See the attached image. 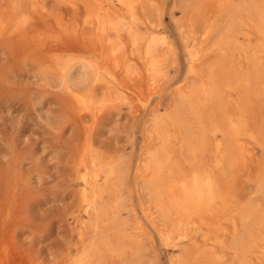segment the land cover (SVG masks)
Here are the masks:
<instances>
[{
  "label": "rangeland",
  "instance_id": "obj_1",
  "mask_svg": "<svg viewBox=\"0 0 264 264\" xmlns=\"http://www.w3.org/2000/svg\"><path fill=\"white\" fill-rule=\"evenodd\" d=\"M124 1L0 0V264H264V0Z\"/></svg>",
  "mask_w": 264,
  "mask_h": 264
},
{
  "label": "bare ground",
  "instance_id": "obj_2",
  "mask_svg": "<svg viewBox=\"0 0 264 264\" xmlns=\"http://www.w3.org/2000/svg\"><path fill=\"white\" fill-rule=\"evenodd\" d=\"M99 2V1H98ZM241 2H243V1H241ZM100 3V2H99ZM99 3H97V4H99ZM102 3V2H101ZM119 6H121L122 8H120L119 9ZM124 6H125V1L124 0H105V3L104 4H101L100 6H98V10H99V14H100V16L101 17H99V18H104V19H107V20H110V22H112V27H113V25L115 26V28L116 29H118V30H120L121 28H125V25H126V23L124 22V21H122L121 19V17H122V14H121V12H122V10H123V8H124ZM238 9V8H237ZM137 10H138V8H137ZM256 10H258V9H256ZM256 10H254V11H256ZM259 11V10H258ZM255 14V13H254ZM86 16H88V15H86ZM130 16V15H129ZM99 20V19H98ZM100 21V20H99ZM103 21V20H102ZM91 23H93L92 21H90ZM254 22V21H253ZM106 24V23H105ZM102 27V26H101ZM130 27V26H129ZM260 27V26H259ZM75 28V27H74ZM115 30V29H114ZM61 31V30H60ZM129 31H130V33L132 32V28H129ZM105 33V32H104ZM159 31H157V30H153V32H151L150 33V35H149V39H154L155 38V36L156 35H158L159 36ZM263 33V32H262ZM101 34V33H100ZM131 34H133V33H131ZM107 35V34H106ZM262 35V34H261ZM160 36H161V34H160ZM101 37V36H100ZM118 37V36H117ZM162 37V36H161ZM165 37V36H164ZM140 38V37H139ZM136 42H138V36H136ZM157 39H159L158 37H157ZM142 41V40H141ZM149 41H151V40H149ZM103 42H105L104 40H103ZM160 43H161V41H160ZM159 43V44H160ZM162 43H164V42H162ZM161 43V44H162ZM128 44V43H127ZM158 44V45H159ZM169 46V45H168ZM166 48L165 49H168L169 47H167V46H165ZM147 50H146V53H145V63H146V66H148V70H146V71H148V72H150L151 73V77L149 76V80L147 81L148 82V84L149 85H152V82L155 80V74H157L156 73V68L155 67H157V66H155V64H154V62L156 61V60H153V58H154V53L152 52V51H154L153 50V47H152V43H148V45H147V48H146ZM154 49H156V48H154ZM159 50V49H158ZM165 51V50H164ZM171 51V50H170ZM169 51V52H170ZM168 52V53H169ZM205 53V52H204ZM158 54V53H157ZM115 55V54H114ZM162 56H163V54H162ZM161 56V57H162ZM114 58V57H113ZM114 60H116L117 61V59L116 58H114ZM161 60V59H160ZM195 60V59H194ZM123 61V60H122ZM121 60H120V62L121 63H119V65L120 64H122V65H126L127 66V69L129 70V67H130V63L133 61V60H131V59H127L126 61H125V63L124 62H122ZM260 61V60H259ZM160 62V61H159ZM260 64V63H259ZM135 67V66H134ZM159 67H160V65H159ZM158 69V68H157ZM158 71V70H157ZM80 73H82V72H80ZM224 73V72H223ZM148 75V74H147ZM223 76V75H222ZM226 78V77H225ZM65 79V78H64ZM216 79V78H215ZM146 80H147V78H146ZM203 80V79H202ZM219 80V79H218ZM239 83V82H238ZM72 84V83H71ZM204 84V83H203ZM252 85V84H251ZM195 86V85H194ZM209 86V85H208ZM213 86V85H212ZM185 87V86H184ZM209 87H211V86H209ZM214 87H216V86H214ZM212 89V91H211V95L213 94L214 95V93H215V91H214V88H211ZM242 89V88H241ZM204 92H206V91H204ZM248 93V92H247ZM250 93V92H249ZM190 94V93H189ZM216 94L217 93H215V96H216ZM191 95V94H190ZM198 95H201V94H198ZM197 96V95H196ZM193 97V96H192ZM198 97V96H197ZM214 98H217V97H213V99ZM204 100V99H203ZM182 101V100H181ZM192 101V100H191ZM194 102V101H193ZM181 104H182V102H181ZM88 107H91V106H88ZM199 107V106H198ZM206 107V106H205ZM204 107V108H205ZM212 108V107H211ZM136 109V108H135ZM94 110V109H93ZM188 110V109H187ZM185 112V111H184ZM187 112V111H186ZM91 113V112H90ZM190 113V112H189ZM196 114V113H195ZM181 116V115H180ZM260 116V115H259ZM212 117V116H211ZM210 118V117H209ZM208 118V119H209ZM211 119V118H210ZM183 120V119H182ZM222 120H224V119H222ZM164 121V120H163ZM210 121V120H209ZM234 123V122H233ZM161 124V123H160ZM164 126V125H163ZM162 126V127H163ZM162 127H161V131H159V132H161V134H162V131H164V130H162ZM215 131V130H214ZM193 133V132H192ZM165 134V133H164ZM201 135V134H200ZM159 136V135H158ZM189 136V135H188ZM211 138V137H210ZM168 139V138H167ZM193 140V139H192ZM220 141V140H219ZM170 142V141H169ZM242 142V141H241ZM189 144V143H188ZM228 147V146H227ZM235 147V146H234ZM222 148V147H221ZM192 150V149H191ZM187 152H188V149H187ZM155 153V152H154ZM189 153V152H188ZM186 155V154H185ZM168 156L169 155H167V158H168ZM146 157V156H145ZM149 157V156H148ZM191 157V156H190ZM166 162H168V161H166ZM165 160L163 159V155L162 154H160V153H157V154H154L153 155V158H152V166H154V168L156 169V171H158L159 172V170L160 169H162L163 167H165L166 165H165ZM231 162V161H230ZM167 164V163H166ZM218 164V163H217ZM203 165V164H202ZM230 165V164H229ZM196 166H198L197 164H196ZM172 167V166H171ZM94 170V169H93ZM148 170V169H147ZM209 171V170H208ZM90 172V171H89ZM155 172V171H154ZM174 172V171H173ZM157 173V172H156ZM163 173V172H162ZM144 175V174H143ZM200 177H203V176H200ZM176 178V177H175ZM193 180V179H192ZM190 181V180H189ZM194 181V180H193ZM114 182V181H113ZM167 183V182H166ZM166 183L164 182H162V179H161V177H159V176H157V179L156 180H154V182L152 183V185H150V186H152V187H149V189L150 188H152V196L154 197V199L157 201V202H159V201H165V203H167L166 205V211H165V216L167 217V215L169 214V212L171 211V210H173L175 207H174V205L176 206V201H178V194H177V192H180L181 191V194H179V197H180V200L181 201H183V209L184 208H186V206H194V208H193V210H199V211H204L205 210V208H206V206L208 205V204H210L213 200H214V198H215V195H216V192H215V189L213 188V185L211 184V182L209 183V181H206V180H203L202 178H198V179H196L195 181H194V183L191 185V186H189V187H187V188H183V189H179L178 191L177 190H174V189H171V188H165V186H166ZM162 184H163V186H162ZM96 188V187H95ZM166 189H167V191H166ZM96 191H98L99 192V190H96ZM163 191L165 192H169V196L167 197V199L168 200H162V198H163ZM98 192H95V193H98ZM180 195H182V196H180ZM96 201V200H95ZM161 204V203H160ZM185 204V205H184ZM162 205H163V203H162ZM205 206V207H204ZM104 210V209H103ZM176 210V209H175ZM105 211V210H104ZM198 212V211H197ZM106 213V212H105ZM90 214V213H89ZM99 214H100V211H99ZM103 215V214H102ZM151 219H153V218H151ZM187 219V218H186ZM188 221V220H187ZM123 231H125V230H123ZM180 233V232H179ZM116 239V238H115ZM241 242V241H240ZM247 242V241H246ZM248 243V242H247ZM253 246V245H252ZM249 250V249H248ZM95 257V256H94ZM184 260V259H183ZM207 262V261H206ZM205 262V263H206Z\"/></svg>",
  "mask_w": 264,
  "mask_h": 264
}]
</instances>
